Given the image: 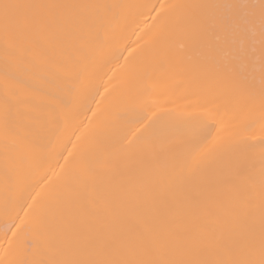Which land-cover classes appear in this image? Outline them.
Instances as JSON below:
<instances>
[{
  "label": "bare ground",
  "instance_id": "bare-ground-1",
  "mask_svg": "<svg viewBox=\"0 0 264 264\" xmlns=\"http://www.w3.org/2000/svg\"><path fill=\"white\" fill-rule=\"evenodd\" d=\"M0 0V264L264 262V0Z\"/></svg>",
  "mask_w": 264,
  "mask_h": 264
},
{
  "label": "snow or ice",
  "instance_id": "snow-or-ice-1",
  "mask_svg": "<svg viewBox=\"0 0 264 264\" xmlns=\"http://www.w3.org/2000/svg\"><path fill=\"white\" fill-rule=\"evenodd\" d=\"M214 7L225 10L214 20L215 26L225 32H231L237 26H243L249 20L253 5L250 0H214ZM264 16V7L261 8ZM262 42H264V31H262ZM264 264V262H262Z\"/></svg>",
  "mask_w": 264,
  "mask_h": 264
}]
</instances>
